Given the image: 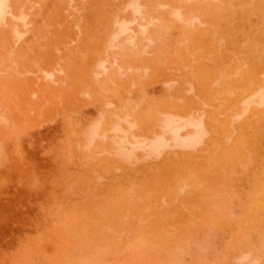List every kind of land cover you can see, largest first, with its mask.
Listing matches in <instances>:
<instances>
[{
    "label": "rangeland",
    "instance_id": "obj_1",
    "mask_svg": "<svg viewBox=\"0 0 264 264\" xmlns=\"http://www.w3.org/2000/svg\"><path fill=\"white\" fill-rule=\"evenodd\" d=\"M5 1L0 264H264V0Z\"/></svg>",
    "mask_w": 264,
    "mask_h": 264
},
{
    "label": "bare ground",
    "instance_id": "obj_2",
    "mask_svg": "<svg viewBox=\"0 0 264 264\" xmlns=\"http://www.w3.org/2000/svg\"><path fill=\"white\" fill-rule=\"evenodd\" d=\"M6 2V3H5ZM4 2V0H0V12L2 13V11L5 9V7H6V4H7V2L8 1H5ZM135 4V3H134ZM0 13V14H1ZM185 22V21H184ZM191 23V22H190ZM171 118H174V117H171ZM175 119V118H174ZM173 120V119H172ZM176 120V119H175ZM175 120H173V121H175ZM177 121V120H176ZM166 124V123H165ZM171 124V123H170ZM174 124V123H173ZM188 124V123H187ZM164 125V124H163ZM162 125V128L164 127ZM169 125V124H168ZM175 125V124H174ZM204 125V124H203ZM100 127V126H99ZM166 127H167V125H166ZM174 127V126H173ZM187 128V127H186ZM195 128H198V126H196ZM164 129H165V127H164ZM172 129V128H171ZM176 130V129H175ZM100 135V134H99ZM120 135V134H119ZM159 135V134H158ZM124 136V134L122 135V137ZM168 140V139H167ZM173 142V141H172ZM152 144H154L153 142H152ZM120 147H122V146H120ZM137 150V149H136ZM186 187V186H185ZM170 201V200H169ZM247 256V255H246ZM250 259V258H249ZM244 260H246V259H244ZM248 260V259H247ZM253 262V261H252ZM251 262V263H252Z\"/></svg>",
    "mask_w": 264,
    "mask_h": 264
}]
</instances>
